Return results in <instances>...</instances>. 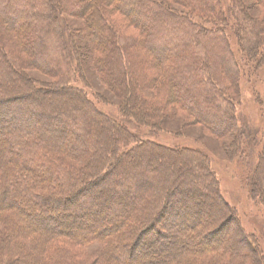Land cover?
<instances>
[{
    "label": "trees",
    "instance_id": "trees-1",
    "mask_svg": "<svg viewBox=\"0 0 264 264\" xmlns=\"http://www.w3.org/2000/svg\"><path fill=\"white\" fill-rule=\"evenodd\" d=\"M173 1L194 12L214 15L216 20L226 23L221 0ZM256 1L264 7V0ZM62 2L65 18L51 0H0V264H56L57 261V264H86L92 257L90 252L84 254L82 251L92 241L100 246L96 245L99 246L97 259L87 264H263V255L247 241L239 228L233 230L230 243L225 244L221 229L229 221L234 222V212L220 197L203 153L157 145L168 154L169 161L178 156L195 158L184 162L185 172L188 171L193 180H186L187 184L177 185L166 193L162 186L168 177L154 167L151 172L144 169L135 173L130 170L127 174L119 172L120 162L114 155V146L106 148L103 142L105 132L110 128L121 137L127 135L128 139H134L138 133L132 132L131 128L137 124L126 121L119 111L120 119L100 110L81 88L71 84L80 76V71L90 73L89 65H93L95 72H102L101 79L113 90L122 73L129 76L132 89L138 84L139 90H146L155 84L150 77L155 74L158 77L163 72L165 93L162 100L149 101L148 111L176 103L192 116L194 123L206 126L216 137H224L235 127L234 102L221 93L214 79L223 87L225 81L230 86L234 83V90L239 74V65L229 48L227 36L212 27L209 32L204 31L200 24L190 19L189 13L173 14L151 0ZM109 4L111 10L107 9ZM114 8L117 11H113ZM231 8L228 6V11ZM113 12L123 15L127 26L138 29L142 36L137 38L138 43L120 39L123 46L119 47L128 52L124 62L114 53L117 48L112 41L117 34ZM86 13L89 20L85 36L91 49L89 51L86 43L83 45L76 40L74 50L68 37L71 32L67 33L65 27L71 26L69 17ZM246 29L261 35L264 21ZM240 32L244 33V30ZM139 43L142 51L137 56L127 47H138ZM256 48L248 50L250 57ZM116 59L119 68L113 72ZM212 65L224 67V74L216 69L218 74L212 76L208 69ZM21 66L53 77V86H30L28 83L32 78ZM139 68H144L150 77L148 74L145 78L138 76ZM137 77L143 78L141 83ZM70 103L80 110L79 114L64 111L63 107ZM239 133L245 140L247 131L243 129ZM245 147L247 150L248 144ZM131 151L133 149L124 154ZM236 151L233 149L232 158L237 156ZM263 157H260L261 161ZM261 161L263 166L264 161ZM126 167L130 168L129 165ZM146 167H149L147 162ZM259 167V164L254 166V177L247 186L250 197L254 187L260 193V184L264 185ZM111 176L114 179H110L106 189L102 184ZM260 179L261 183L258 182ZM95 188L98 189L96 192L91 191ZM83 193L87 194L83 206L94 209L96 217L81 229L76 220L65 221L62 212L67 206H77L72 199L75 194ZM212 195L221 202L217 213L219 219L223 218L220 219L222 222L215 223L217 226L203 236H194L191 231L205 219L210 220V208L203 198ZM112 202L113 218L105 223L103 215L105 210H111L108 207ZM154 205L160 210L161 224L180 232L186 241L168 248L165 253L139 260L136 249L148 248L149 241L143 237L144 232L150 228L161 234L159 226L155 225L154 229L151 223L155 218H137L141 214L144 216V210H150ZM53 210L60 212L58 219L70 223L69 227L74 225L67 234L72 237V244L82 250H73L72 244L52 247L56 237L66 234L59 225L50 223L49 214L43 216ZM129 222L135 226L132 242L124 230ZM65 227L67 229L68 225ZM87 241L91 242L86 244ZM55 257L58 260L51 262Z\"/></svg>",
    "mask_w": 264,
    "mask_h": 264
},
{
    "label": "rangeland",
    "instance_id": "rangeland-1",
    "mask_svg": "<svg viewBox=\"0 0 264 264\" xmlns=\"http://www.w3.org/2000/svg\"><path fill=\"white\" fill-rule=\"evenodd\" d=\"M151 1L155 2V4L160 7L167 8L169 11H172L173 14H179L182 12L183 15L185 12L189 13L191 16L190 19L200 24L204 31L209 32L212 27L215 31H222V33L227 36L229 48L239 65V74L237 75L238 78L235 83L236 88L232 90L234 83L230 86L227 81L223 83L225 86L223 87L222 84L217 83L216 79H214V84L221 89V93H224V96H227L226 98H230L234 102L232 104V112L235 119L234 129L224 137H216L210 129L206 128V126L194 123L192 116L182 111L176 103L155 107L156 109H149L150 111H148L146 106L149 101H160L165 93V88L162 84L163 72H161L158 77L157 74H155L156 76L153 75L150 77L148 73H145L144 68H139L138 76L141 77V75H143L142 77H144L148 74L151 79H154L153 83L155 84L152 85V88L146 90L143 88L139 90L138 84H135V88L132 89L129 76L127 77L126 73H122V77H119L120 75L118 76L116 89L113 90V88L111 89L108 87L103 78L101 79L100 75H102V72L100 73L99 70L95 72L94 68H92L93 65H89L88 69L90 73L87 71L84 74V72H82L83 70L80 71V76L73 83L71 82V84H73L74 87L81 88L87 95L88 99H90L100 110L120 119V115H117V111H119L122 118L126 119V121H131L137 124V127H130L133 129L132 132L134 131L135 134L138 133V136L134 137V139H128L127 135L126 138L121 137L117 135L116 130L110 128L108 129V132H105L106 139L103 140V142L105 143L106 148L110 149L111 145L117 147V149L113 147V152L115 151L114 155L115 157L117 156L120 162L117 168L119 172L124 171L125 174H127L130 170L135 173V171H141L143 169L151 172L154 167V170H158L168 177L166 180L167 183H164L162 186L166 193L168 190L170 191V189H174L177 185L182 186L183 184H187L186 180H193V177L189 176V172H185L184 162L193 161L195 158L192 157V155L186 157L178 156L169 161L166 158L168 154L162 152L159 147L170 149L184 148L188 151H199L203 153L208 159L206 167L217 184L220 197L234 212V222L229 221V224H225L226 226L221 229V233L225 235V244L230 243L229 241H231L230 238L233 230L239 228L240 232L244 233V235H242L247 238V241L253 244L252 246L255 245L263 255L262 259L264 264V185L260 184V193L253 186L254 191L251 197L249 196L247 189L250 179L254 177V166H258V164L260 165L259 173L261 177H264V165L262 166L260 164V157L264 156V33H261L260 35L256 31L251 32L250 30L248 32V29H246L251 24H261L264 21V7L259 6L256 0H221L220 6L223 8V11L226 12L227 19L224 24L216 20L214 15L194 12L185 6L183 7L182 5L175 3L173 0ZM51 2L59 11V14L61 13L65 18L66 14L63 13L62 0H51ZM228 6L230 8L232 6L229 11ZM107 9H112L110 4L107 6ZM115 9L116 8H114L113 11H115ZM88 13L78 17H69L68 19L71 26L70 28L67 26L65 28L67 33L71 32V34H68V37L71 41L70 43L74 45V50L76 49V40L83 45L86 42L89 43V40H86L87 38L85 36V32L88 28ZM113 14L114 19H112V21L114 20V29L117 34L112 41L113 45L117 48L114 53L116 56L119 55L118 58L120 57L123 61L128 59V52H125L123 49L124 47H119L123 46L120 44V39L136 40L134 42L138 43L139 39L137 38L141 36V33H139L138 29L127 26V20L125 21L123 15L118 12H113ZM241 29L244 30V33L240 32ZM72 30L74 31L72 32ZM26 32H23V34ZM87 43L86 47H88L90 51L91 48ZM211 45L213 44H209V46ZM254 46L257 47L255 54L252 55L253 57H250L248 50ZM127 48L128 50L132 49L133 53H136L137 56H139L142 51L140 43L138 47L132 45ZM243 49L247 50V55ZM91 55H93L92 51ZM114 62L113 72L117 71L119 68L117 66V59ZM226 65L229 66V63ZM22 68L26 75L28 73L32 78V81L30 80L28 83L30 86L43 88L53 86L55 81L53 77L41 74L33 68L30 69L21 66V69ZM208 69L211 71L212 76H215L216 73L218 74L216 69H219V72H223L224 74V67L222 66L216 68L212 65L210 67L208 66ZM229 69L230 68L228 67L227 71L231 76L232 73ZM137 78L140 80L139 83H141L143 78ZM126 81L127 84L125 83ZM63 109L64 111H68L71 115L74 113L79 114L80 112V110L76 108L75 105H72V103L66 104ZM243 129L247 131V134L249 135L245 138L246 143L243 139L244 137H240L241 133H239ZM124 141H126V143ZM246 144H248L247 150H245ZM157 145H159V147H157ZM132 149L133 151L130 153L124 154V152ZM233 149L234 151L237 150V156L232 158ZM263 161L264 157L261 162ZM146 162L149 167L145 168ZM128 165L130 168L126 167ZM114 175L117 177V173H114ZM110 179L112 180L114 178L111 176L108 181L106 180L104 183L102 182V186H105L106 189L108 188V182H110ZM85 180H88V178ZM258 182L261 183V179ZM95 190L98 189H91V191ZM85 197H87V194L85 193L81 195L75 194V197L72 200L77 206L72 204L73 206L63 208L65 210L62 212L64 218L66 217L65 219L63 218L65 221L72 222V220H76L75 222L81 229L91 223V218L96 217L94 209L89 210L85 207L86 205L83 206V204H85ZM16 200L19 202L18 198H16ZM203 200V202L209 206L211 216L209 218L210 220L205 219V222L199 224L195 231H191V234H194V236L197 237H201L205 233H208L210 229H213V227L215 228L214 225H218L222 222L220 219H223H219L217 213V210L221 206L219 200L215 199L213 195L205 197ZM113 204L114 202L108 207L111 210H105L104 212L103 222L105 223L112 221L113 214L111 211L114 209ZM5 212L6 211H2V213ZM144 212V216L141 214L137 218L141 220L144 218L148 219L149 217L152 218V220L155 218L156 223L154 221L151 223L153 228L155 225L159 226L160 229H158L161 234L156 233V231H151L150 228L144 232L143 237H146L149 241L148 248L141 249V247L138 246L140 248L136 249V256L139 260L151 258L152 256H155L156 253H165L168 248L170 249V247H174L175 245L178 246L179 244H182L183 241H186L182 237V234H179L180 232H177L165 223L161 224V218L159 215L160 210L159 208L157 209L155 205L151 207L150 210H144ZM59 213H57L56 210H53L50 213L45 212L43 215L41 212V215L43 216L49 214L50 223H56L59 225L58 228L66 233H63L65 236H62L61 234L60 237L55 238L56 243L52 246L55 248L61 244L68 246L72 244L71 240H73L67 232L73 230L74 225L71 228L69 227L70 223L65 224V222H63L64 220L58 219ZM132 220L133 219L130 218L129 221L132 223ZM67 225L68 227L66 229L65 226ZM77 225H75V228ZM134 227L135 226L130 225V222L126 223V226L124 227V230L131 236V240L129 238V241L131 242L132 236L135 234L132 231ZM36 232L40 234L38 230H36ZM26 236H30V234H27ZM254 240H256V243ZM49 241H52V239H49ZM90 242L91 241H87L86 244H89ZM92 242L85 247L86 249L83 248L82 251L84 254H87V252L89 254L90 252L89 255L92 258L87 259V263L92 259H97L96 250L99 249L100 245L99 243ZM97 244L99 245L98 247L96 246ZM70 246L73 250H82V247L78 248V246L73 244ZM90 247L92 249L89 251ZM57 260L58 259L55 257L51 262L54 263V261ZM57 262L55 263L57 264Z\"/></svg>",
    "mask_w": 264,
    "mask_h": 264
}]
</instances>
